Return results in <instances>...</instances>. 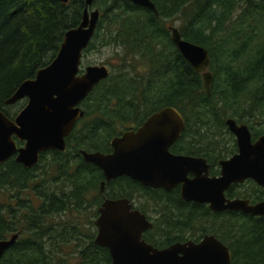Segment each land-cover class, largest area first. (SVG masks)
I'll list each match as a JSON object with an SVG mask.
<instances>
[{
  "label": "trees",
  "instance_id": "obj_1",
  "mask_svg": "<svg viewBox=\"0 0 264 264\" xmlns=\"http://www.w3.org/2000/svg\"><path fill=\"white\" fill-rule=\"evenodd\" d=\"M151 1L158 15L129 0H93L89 9H98L99 17L82 58L111 47L119 63L110 65L109 75L80 102L84 114L65 138V151L48 149L29 168L14 158L0 163V239L18 234L0 264H111L108 249L94 242L96 208L105 198L132 199L141 212L169 222L179 218L175 214L181 211L156 204L164 191L125 175L106 181L101 193L102 171L80 154L81 149L109 152L113 136L165 106L177 108L184 118L176 146L188 154L208 147L182 140H234L225 125L228 117L247 124L253 138L264 134V0ZM84 6L85 0H0V109L5 115L13 118L24 105L22 99L5 100L52 60L64 33L81 21ZM170 26L207 49L209 94L201 73L172 42ZM197 206L187 210L191 234L222 238L231 264H264V216Z\"/></svg>",
  "mask_w": 264,
  "mask_h": 264
},
{
  "label": "water",
  "instance_id": "obj_2",
  "mask_svg": "<svg viewBox=\"0 0 264 264\" xmlns=\"http://www.w3.org/2000/svg\"><path fill=\"white\" fill-rule=\"evenodd\" d=\"M129 1L158 15L151 0ZM92 2L85 0L81 21L64 33L52 60L39 68L34 77L23 80L5 100L6 104H13L25 99V103L13 118L0 109V162L15 155L16 162L29 168L42 151H65V138L84 114L80 102L109 75L105 64L81 67L82 51L91 40L99 17L98 9H89ZM169 28L172 42L189 65L201 73L209 94L212 75L207 70V49L181 38L176 26ZM226 124L238 150L220 161L218 177L209 176L205 159L169 151L185 126L182 114L173 106H165L147 116L135 129L113 136L109 142L111 151L81 149L80 154L84 161L102 171L101 193L106 181L125 175L152 188L169 190L180 184L183 199L208 203L213 210L263 214L264 201L249 204L246 199L230 200L224 191L231 183L245 179H252L264 189V135L251 141L245 124H236L231 118ZM16 139L23 145L17 147ZM94 224V242L108 249L111 264H230L231 261L228 248L214 235H205L198 243L153 247L141 237L150 222L126 197L105 198L97 207ZM17 237L13 233L0 239V255Z\"/></svg>",
  "mask_w": 264,
  "mask_h": 264
},
{
  "label": "flooded vegetation",
  "instance_id": "obj_3",
  "mask_svg": "<svg viewBox=\"0 0 264 264\" xmlns=\"http://www.w3.org/2000/svg\"><path fill=\"white\" fill-rule=\"evenodd\" d=\"M81 63H82V59H81ZM22 100H25V99H22ZM229 118L230 117L225 119V125H226L227 129H228V126L226 124V120ZM231 119H233L236 122V124H245L243 122H237L234 118H231ZM245 125L247 126V128L250 132L251 141H255L259 136L264 135V134H260V135L256 136L255 138H253L250 127L247 124H245ZM138 126H136V127H138ZM136 127L129 128V129H135ZM129 129H126V130H129ZM123 131H125V130H123ZM229 132H230V130H229ZM115 136H118V135H115ZM15 141H16L17 147L23 145V142L18 141L17 139ZM18 142H20V143L18 144ZM178 142L179 141L177 139L169 146V151L171 153L201 157V158L205 159V161L208 165L209 176H216V177H218L220 175V172H221L220 161L230 158L238 150L235 137H234V140H227V139H198V140L185 139V140L181 141L184 144H189V146L208 147L207 149H205V148L200 149L203 153L199 154V155L188 154V152H186L184 150L183 146L182 147L176 146V144ZM47 150H45V151H47ZM45 151H42V152H45ZM205 151L208 152L207 155L204 153ZM41 153H39V155H38V160H39V156ZM191 153H193V149H191ZM9 158L15 159V155L9 156L3 162L8 160ZM38 160L35 163V165L38 163ZM0 163H2V162H0ZM188 176L191 177L192 174L189 173ZM154 189H160V190L165 192L164 195L161 196L160 200H158V202L156 204H166L176 211H181V213L175 214V215H180V217L177 219L171 220V222L164 220V219L156 218V215H154V213L151 211L142 212L145 215V217L147 218V220L150 222L151 226L142 231L141 237L147 243L151 244L153 247H155L157 249L166 248L169 245L174 244V243H186L188 241H192L193 243H198L205 235H214L215 236V234H213V233L191 234V232H193V228H192V223L188 222L189 217L186 216L188 214L187 210H191L195 206L198 207L197 205L202 206L201 208L209 209V210L214 211V212H241V213H244V212L239 211V210L238 211L228 210V209L213 210L209 207L208 203H199V202H195L192 200H185L181 197L180 184H177L176 186L172 187L169 190H165L163 188H154ZM224 196L230 200L237 199V198L238 199H246V200H248L249 204H255V203H259V202L264 201V189L260 185H258L255 181H253L252 179H245L242 182L231 183L229 185V187L227 189H225ZM130 201L132 202L133 207L136 208L135 201H133L132 199ZM244 214H249V213H244ZM249 215H251V214H249ZM251 216L262 217V216H264V213L259 214V215H251ZM157 217H158V214H157ZM166 226H169V227H166ZM215 238L218 239L221 243H223L228 248L227 244L225 243V241L222 238H219L217 236H215ZM229 252H230V250H229ZM230 257H231V261H232L231 252H230ZM231 261H230V264H231Z\"/></svg>",
  "mask_w": 264,
  "mask_h": 264
},
{
  "label": "rangeland",
  "instance_id": "obj_4",
  "mask_svg": "<svg viewBox=\"0 0 264 264\" xmlns=\"http://www.w3.org/2000/svg\"><path fill=\"white\" fill-rule=\"evenodd\" d=\"M118 63L119 59L118 56H116V54L114 53V50L111 47H103L87 52L82 58L81 67L88 64H105L110 69V65L116 66ZM4 200L5 198L4 196H2L1 202H3ZM76 260L77 258L72 259L71 263H75Z\"/></svg>",
  "mask_w": 264,
  "mask_h": 264
}]
</instances>
